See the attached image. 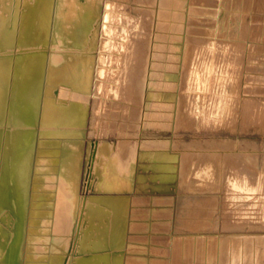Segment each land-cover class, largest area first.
I'll return each instance as SVG.
<instances>
[{
	"label": "rangeland",
	"instance_id": "1",
	"mask_svg": "<svg viewBox=\"0 0 264 264\" xmlns=\"http://www.w3.org/2000/svg\"><path fill=\"white\" fill-rule=\"evenodd\" d=\"M8 1L0 0V8H2V11L0 9L2 20H0V48L3 47L0 49V60L10 57L7 51L13 49L6 48L5 43L1 41L3 31L6 29L4 12H8L6 10ZM25 1L36 13L41 3L47 2L46 6L44 4V9L49 19L54 8L52 6L56 8V2L53 0ZM86 1L80 0L82 7L86 5ZM99 1L102 14L98 19L99 41L95 50L96 67L92 95L89 98V119L84 136L86 140L82 165L83 178L79 196L83 200L104 195L126 196L127 206L131 208L132 214L130 232L132 236L120 235L111 250L84 254L91 255L92 261H98L92 256H104V261L102 260L100 264L103 262L104 264H123L121 260L125 254L124 244L129 239L128 254H143L145 258L147 257V263L151 258H156L166 261V264H221L223 256L227 258L226 255H228V262L223 258V264H228L229 261L232 262L229 264H264V0H93L94 9L88 11L87 16L81 21L88 25V33L83 36L86 37L84 44H89L91 53L93 48L89 38H92L95 30L94 21L97 18ZM84 13L85 8H82L79 14L82 16ZM137 24L139 25L136 27ZM56 29L50 30L48 27L44 35L32 34L29 44L23 45L27 51L25 54H28L26 57L32 59L40 54V49H46L49 45L52 47L58 45L55 41L59 31ZM139 30L142 32H140L141 36H138ZM225 32H230L229 36ZM50 33H52L51 36ZM224 35L226 37H223ZM131 37L132 40H130ZM138 39L139 41L136 42ZM141 40H143L142 43ZM59 44L62 47V44ZM131 46L132 48H129ZM53 48L55 49V46ZM186 50H188V63L187 60L185 62L182 59ZM32 51L36 53L32 54ZM101 59L99 78L97 74H99L98 66ZM130 63L133 64V67H130L134 75L129 72ZM147 68L150 70L148 71ZM144 71L145 76L148 77L143 75ZM1 74L0 69V264L18 262L20 264L22 239L25 236L27 222L32 219L34 223L38 220L42 222L43 218L46 219L43 225L42 223L39 225L38 222L34 225L35 229L41 226L39 227L40 236L38 235L40 240L35 239L36 245H40L39 241L42 239L50 242L49 238L57 247H65L62 238L64 242L70 239V235L73 239L75 217L72 209L75 202L74 199L71 200L72 193L68 191L69 183L63 181V177L66 178V176L61 175L60 170L54 178L55 171H52L53 174L50 173L49 168L52 167L48 165L53 166L55 160L49 157V154L42 163L39 161V168L43 170L36 173V177L33 175L36 158L31 150L34 143V137L32 138L31 134H34L37 127L35 118L37 98L36 74L31 63L26 69L22 68L21 73L19 72L20 79L11 91L12 94L10 93L8 107L4 109H2L3 78ZM143 77L146 81L149 80L148 94L145 91L144 98L142 95L140 99V96L137 97L136 94L133 95L134 97L123 94V88H129L131 79L134 78L133 86H135ZM184 77L191 98L199 108L202 96L205 94L209 102H215L220 95L225 96L230 93V102L226 105L227 107L211 105L204 117H201L200 113H196L191 119L185 116L181 108ZM192 77L193 81H191ZM205 88L210 93L206 92ZM232 91L234 94L231 93ZM142 100L147 105H144ZM93 114L95 117L92 121ZM27 128L31 130L29 134L31 139L23 136V133L28 131ZM124 139L128 142L124 143ZM46 160L49 163L46 164ZM47 167L49 172L46 170ZM44 174H49L51 179H48L49 175L42 176ZM252 178H255L254 181ZM232 180L235 181L234 185ZM243 181L248 187L251 186L249 187L251 191L243 188ZM52 182L56 189L52 188ZM116 184L119 188L120 186L124 188L117 191L101 190L104 187L117 188ZM235 184H238V188ZM59 185L65 189L68 186L67 192L58 187ZM34 190L37 192L40 190L39 192L46 196L44 203L42 202L46 206L42 205L44 208L39 206L44 213L41 215L38 211L40 213L37 215L38 218H35V212L32 213V208L29 206L35 205L32 203ZM240 190L245 191L241 193ZM62 191L68 194H63ZM66 196L68 198L71 196V199H66ZM69 203L73 204V207ZM65 206L67 208L71 206L68 208V210L72 208L69 214ZM8 209L11 212H8ZM63 210L65 211L62 213ZM2 213L7 215V219ZM82 214L84 215L83 210ZM53 216L58 219V222ZM83 219L84 217L81 220L83 228L79 234L92 231L89 229V222H86L87 218ZM2 222L4 225L7 222V227L1 225ZM69 222L74 223L72 228ZM49 229L52 230L49 231ZM39 230H36L37 233ZM34 235L36 238L37 234L34 233ZM11 236L14 237L11 238ZM243 236L245 240L249 237L251 241L248 239L246 242ZM193 239H199L201 243L190 248ZM54 244L52 243V246ZM135 244L142 245L144 248L142 246L141 249H139L140 246L135 248ZM44 245L46 244L44 243L41 247L44 251L48 252L52 248L51 244L47 243L45 250ZM56 245L53 246V250L57 248ZM76 245L73 246L77 252L76 247L79 245ZM238 247L242 249L238 250ZM248 247L250 252L247 256L245 254L247 250L249 251ZM5 248L7 253L4 252ZM233 248L235 249L232 252ZM248 257L249 261L246 259ZM245 259L249 263L245 262Z\"/></svg>",
	"mask_w": 264,
	"mask_h": 264
},
{
	"label": "bare ground",
	"instance_id": "2",
	"mask_svg": "<svg viewBox=\"0 0 264 264\" xmlns=\"http://www.w3.org/2000/svg\"><path fill=\"white\" fill-rule=\"evenodd\" d=\"M35 1V0H33ZM40 1V0H39ZM56 2V8L55 6H52L55 8H53L52 10V14L51 17L49 19L48 14H46L44 7L46 6L47 2H42L39 5L38 8V13L34 12L33 7L30 6L29 3H27L24 0H9L8 1V6L6 8V10H8V12H4L5 15V30L3 31V36L1 38V41H3L4 46L7 47H11L13 48L12 51H7L10 54V57H8L7 59L4 60H0V67L2 65L1 69V77L3 78V104H2V109L8 107V101L10 98V93L11 91L15 88V86L17 85V80L20 79V75L19 72L21 73L22 68L26 69L30 63L31 66L33 67V71L36 74V98H37V107L36 108V122H37V127L36 129L32 126V128H34V134H31L32 138L34 137V143L32 144V148L31 150L34 153V157L36 158V165L34 167V176L36 177V173H40V170L42 168H39V161L40 163H42L44 161V159H47V154H49V157H53L54 164L53 166H49L48 167H52L49 168L51 169L50 173L53 174V172L55 171V176L53 175V178L57 176L56 173H58V171H61V175L66 176L63 177V181L66 183H69V190L72 194V199L71 196L68 198V196H66V199L68 198L73 200L74 199V209H72V211H74V217H75V222L73 224L75 225L74 227V237L72 235L71 239V235H70V241L68 240L67 242L63 241L62 238V242L65 243V247H57L56 244H54V242H52L54 245H56L57 248H55V250H53V246L51 243V240L48 241L50 242H45L44 239H42L41 241H39L40 245H36L37 240L35 239H39V226L38 228L35 229V224L39 221H36L34 223L33 219L32 221L30 220V222H27V229L25 232V236L24 239H22V244L20 247V253H21V257L20 258V264H100V262L103 260L104 261V256L103 257H95L92 256V258H96L98 261H92L91 260V255H86L84 253H88V252H97V251H103L106 249H110L115 245V240L118 239V237L120 235H130L131 232V208H129L127 206L128 203V198L124 195H118V196H100V197H91L90 199H84L82 197L79 196V190H80V186H81V181L83 178V158H84V141L86 140V138L84 137L86 135V126L88 123V119H89V107H90V96L91 91H92V82H93V78L95 76V67H96V48L98 46V41H99V23H98V19L101 17L102 14V9H101V5H100V1L98 2V9H97V14H96V19L94 21V28L95 30L93 31V35L92 38L90 37V45L91 48H93L92 53L89 51V44L86 45L84 44V41H86V37H84L88 30V25L81 23V21L83 20V18L85 16H87L88 11L94 9V5H93V0H87L86 1V5L82 7V4H80V0H53ZM32 3V2H30ZM34 3V2H33ZM54 3V2H53ZM45 4V6H44ZM51 4V3H50ZM55 4V3H54ZM179 4V3H178ZM38 7V5H36ZM49 6V5H48ZM47 6V7H48ZM50 7V6H49ZM96 7V8H97ZM179 7V6H178ZM82 8H85V13L81 16L79 13L81 11ZM197 8V7H196ZM2 11V8H0ZM37 9V8H36ZM177 9V7H176ZM168 10V9H167ZM151 11V10H150ZM158 11V10H157ZM171 11V10H170ZM51 12V11H50ZM95 12V11H94ZM156 12V11H155ZM179 13V12H178ZM50 15V13H49ZM91 15V13H90ZM173 15V14H172ZM93 16V15H92ZM180 16V15H179ZM89 18V17H88ZM87 18V19H88ZM95 18V17H94ZM1 20V18H0ZM85 20V19H84ZM90 20V19H89ZM2 21V20H1ZM0 21V22H1ZM154 21V19H153ZM143 22V21H142ZM81 23V24H80ZM139 23V22H138ZM176 23V22H175ZM90 24V23H89ZM96 24V25H95ZM2 25V24H1ZM56 27H55V26ZM139 24L136 25V27ZM179 25V24H178ZM177 26V25H176ZM175 26V27H176ZM183 26V25H182ZM206 26V25H205ZM50 28V30H52L53 28H57L56 30L59 31V33L56 35L57 36V41H55L56 43H58V45H53V47L55 46V49L52 47V45H49L48 48H43L40 49L39 52L40 54H38L37 57L34 56V58H27L28 54H25L27 51L24 49L23 45H27L30 42L31 36L32 34L38 33V36H40L41 34L44 35V33L47 31V28ZM157 27V26H156ZM91 28V27H90ZM93 28V29H94ZM135 28V27H134ZM133 28V29H134ZM91 29V30H93ZM137 29V28H136ZM156 29V28H155ZM158 29V28H157ZM175 29V28H174ZM195 29V28H194ZM204 29V28H203ZM230 29V28H229ZM170 30V29H169ZM172 30V29H171ZM199 30V29H198ZM54 31V30H53ZM135 31V29H134ZM231 31V30H229ZM124 32V31H123ZM141 32V30H139V33ZM173 32V31H172ZM198 32V31H197ZM224 32V31H223ZM136 34V32H134ZM141 36V33L139 34ZM147 33V32H146ZM211 33V31H210ZM230 33V32H228ZM227 32H225V34L228 35ZM52 33H50L51 36ZM132 33V35H135ZM179 34V33H178ZM181 34V33H180ZM179 34V35H180ZM222 34V33H221ZM248 34V33H247ZM42 35V36H43ZM84 35V36H83ZM87 35V34H86ZM147 35V34H146ZM184 35V34H182ZM90 35H88L89 37ZM137 36V37H138ZM229 36V35H228ZM227 36V37H228ZM233 36V35H232ZM231 36V37H232ZM250 36V35H249ZM54 37V36H53ZM136 37V35H135ZM223 37H226V35H224ZM222 37V39H223ZM238 37V36H237ZM202 38V37H201ZM236 39V37H234ZM42 39V37H41ZM52 39V38H51ZM134 36H133V41H134ZM140 39V38H139ZM136 40L137 41H139ZM209 39V38H208ZM228 39V38H227ZM126 40V39H125ZM130 40H132V37L130 38ZM207 40V39H206ZM226 40V39H224ZM231 40V39H230ZM233 40V39H232ZM88 41V39H87ZM143 40H141L142 43ZM199 41V40H198ZM210 41V40H209ZM229 41V40H228ZM54 42V43H55ZM129 42V40H128ZM147 42V41H146ZM62 44L61 45L59 44ZM86 43V42H85ZM88 43V42H87ZM127 43V42H126ZM139 43V42H138ZM232 43V42H231ZM2 44V43H1ZM111 44V43H110ZM149 44H151V42L149 41ZM200 44V43H199ZM41 45V44H40ZM39 45V46H40ZM43 46V45H42ZM45 46V45H44ZM43 46V47H44ZM128 46V45H127ZM133 46V45H132ZM129 47V48H132ZM151 46V45H150ZM207 46V45H206ZM237 46V45H236ZM103 47V46H102ZM137 47V46H136ZM201 47V46H200ZM203 47V45H202ZM205 47V46H204ZM216 47V46H215ZM229 47V46H228ZM1 48H3L1 46ZM0 48V49H1ZM41 48V46L39 47ZM153 48V47H152ZM177 48V47H176ZM188 48V47H187ZM199 48V47H198ZM118 49V48H117ZM120 49V48H119ZM175 49V48H174ZM173 49V50H174ZM178 49V48H177ZM181 49V48H180ZM197 49V48H196ZM223 49V48H222ZM225 49V48H224ZM229 48H227L228 50ZM35 50V49H34ZM92 50V49H91ZM132 50V49H131ZM143 50V48H142ZM200 50V49H199ZM31 51V50H30ZM119 51V50H118ZM136 52V50H133ZM36 53V51H32ZM38 52V51H37ZM132 52V51H131ZM130 52V53H131ZM134 52V54H135ZM183 52V51H182ZM210 52V51H209ZM216 52V51H215ZM129 53V52H128ZM129 53V54H130ZM180 53V52H179ZM193 53V52H192ZM25 54V55H24ZM181 54V53H180ZM191 54V53H190ZM2 55V54H1ZM27 55V57H26ZM115 55V54H114ZM118 55V54H117ZM123 55V54H122ZM136 55V54H135ZM139 55V54H138ZM184 61L186 62V60L188 59V50L184 51ZM205 55V54H204ZM214 55V54H213ZM128 56V55H127ZM131 56V55H130ZM149 56V55H148ZM211 56V55H210ZM216 56V55H215ZM132 57H134L132 55ZM180 57V56H179ZM182 57V55H181ZM180 57V59H181ZM137 59V57H135ZM150 58V57H149ZM31 59V60H30ZM133 59V58H132ZM132 59H130V61H132ZM147 59V58H146ZM194 59V58H193ZM129 60V59H128ZM143 60V58H142ZM149 60V59H148ZM192 60V59H191ZM125 61V60H124ZM127 61V59H126ZM194 61V60H193ZM206 61H207V56H206ZM205 61V62H206ZM190 62V61H189ZM201 62V61H200ZM142 63V62H141ZM188 63V60H187ZM191 63V62H190ZM118 64V63H117ZM129 64V62H128ZM127 64V65H128ZM130 63L129 65V72H131V67H133V64ZM138 64V62H137ZM153 64V63H152ZM183 64V63H182ZM116 65V64H115ZM140 65V64H139ZM206 65V64H205ZM25 66V67H24ZM131 66V67H130ZM186 66V65H185ZM190 66V65H189ZM101 67H102V59L100 62V66H98L99 68V74H97L100 78L101 75ZM114 67V66H113ZM139 67V66H138ZM142 67V66H140ZM194 67V66H193ZM127 68V66L125 67ZM135 68V66H134ZM187 68V67H186ZM185 68V69H186ZM190 68V67H189ZM31 69V67H30ZM133 69V68H132ZM145 69V68H144ZM191 69V68H190ZM189 69V70H190ZM136 70V69H135ZM139 70V69H138ZM148 70V68H147ZM150 70V69H149ZM148 70V71H149ZM31 71V70H30ZM133 71V70H132ZM140 71V70H139ZM186 71H188V68L186 69ZM191 71V70H190ZM200 71V70H199ZM210 71V70H209ZM23 72V71H22ZM118 72V71H117ZM128 72V71H127ZM128 72V73H129ZM136 72V71H135ZM185 72V71H184ZM132 73V72H131ZM137 73V72H136ZM199 73V72H198ZM230 73V72H229ZM130 74V73H129ZM133 74V73H132ZM140 74V72H139ZM152 74V73H151ZM183 74V73H182ZM131 75V74H130ZM134 75V74H133ZM143 75L145 76V71L143 73ZM186 75V72H185ZM189 75V74H188ZM192 75V73H191ZM235 75V74H234ZM140 76V75H139ZM147 76V75H146ZM145 76V77H146ZM202 76V75H201ZM22 77V76H21ZM133 77V76H131ZM143 77L142 79H140V83L136 84L135 86H133V82H134V78L130 80V86L129 88H123V94L130 96V95H134L136 94L137 97H139L140 95H142V97L144 96V92L146 91V93L149 90V85L147 83H149L146 78ZM148 77V76H147ZM197 78V76H195ZM194 77V78H195ZM5 78V80H4ZM129 78V77H128ZM138 78V76H137ZM203 78V77H202ZM189 79V78H187ZM126 80V79H125ZM183 80V86H182V96H183V103L181 108L184 111V115L187 117H191L194 116L196 113H200L201 117L206 116L207 112L209 111L210 106L212 105L215 107H225L229 102V94L227 95H218L219 97L217 98L218 100L215 102L214 101H208L206 97L203 95L202 96V103H201V107L199 108L197 106V104L195 103V101L192 100L191 95H190V91L188 90L186 84V78L184 77ZM137 81V80H135ZM190 81V80H189ZM191 81H193V77L191 79ZM195 81V80H194ZM28 82V81H27ZM197 82V81H196ZM195 82V83H196ZM136 83V82H135ZM206 83V82H205ZM152 84V83H151ZM150 84V85H151ZM198 85V82L196 83ZM208 84V83H207ZM218 84V83H217ZM195 85V84H193ZM22 86V84H21ZM207 86V85H206ZM220 86V85H219ZM30 87V86H29ZM152 87V86H150ZM189 87L191 88V85H189ZM202 87V86H201ZM209 87V86H207ZM194 88V87H193ZM196 88V87H195ZM202 89V88H201ZM204 89V88H203ZM206 89V88H205ZM216 90V89H215ZM117 91V89H116ZM220 91V90H218ZM122 92V91H121ZM206 92L207 89H206ZM210 93V92H208ZM215 93V92H214ZM233 93V91L231 92ZM12 94V93H11ZM122 94V95H123ZM148 94V93H147ZM201 94V93H200ZM234 94V93H233ZM193 95V94H192ZM135 96V97H136ZM146 96V95H145ZM148 96V95H147ZM146 96V97H147ZM217 96V95H216ZM134 97V96H133ZM140 96V99L142 98ZM149 97V96H148ZM151 97V96H150ZM194 97V96H192ZM195 97H197L195 95ZM201 97V95H200ZM214 97V96H213ZM233 97V95H232ZM144 98V97H143ZM172 98V97H171ZM16 99V98H15ZM134 99V98H133ZM149 99V98H148ZM214 99V98H213ZM147 100V99H146ZM11 101V100H10ZM15 101V100H14ZM131 101V100H130ZM145 101V100H144ZM208 101V102H207ZM24 103V102H23ZM142 103L143 100H142ZM129 104V103H128ZM146 103H144L145 105ZM130 105V104H129ZM147 105V104H146ZM144 107V106H143ZM211 107V108H212ZM227 107V106H226ZM146 108V107H145ZM148 108V107H147ZM211 110V109H210ZM30 111V110H28ZM127 111V110H126ZM147 112V111H146ZM212 112V110L210 111ZM218 112V111H217ZM32 113V112H31ZM137 114V113H136ZM214 114V113H213ZM9 114H7L8 116ZM33 115V114H32ZM211 116V114H210ZM25 117V116H24ZM95 117V114H93V118L92 121ZM28 118V117H27ZM213 118V117H212ZM31 119V118H29ZM193 119V118H192ZM5 122V121H4ZM29 122V121H28ZM34 122V121H33ZM35 123V122H34ZM8 124V121H7ZM14 127V126H13ZM12 128V126H11ZM31 128V127H30ZM31 128V129H32ZM1 129V128H0ZM4 129V128H3ZM17 129V128H15ZM6 130V129H5ZM10 130V129H9ZM20 130V129H18ZM25 130V129H24ZM27 130L29 131H25L23 133V136L25 137H29V134L31 133L30 129L27 128ZM3 131V130H2ZM1 131V132H2ZM5 132V131H4ZM3 132V133H4ZM16 132V131H15ZM18 132V131H17ZM16 132V133H17ZM14 133V132H13ZM123 134V133H122ZM127 134V133H126ZM129 135V134H127ZM126 135V137H127ZM3 136V135H2ZM7 136V135H6ZM4 136V137H6ZM9 136V135H8ZM125 137V138H126ZM136 137V136H135ZM13 138V137H12ZM30 138V137H29ZM10 139V138H9ZM31 139V138H30ZM4 140V139H3ZM2 140V142H3ZM126 142V139H124ZM144 140V139H143ZM7 141V140H6ZM10 141V140H9ZM13 141V140H12ZM27 141V139L25 140V142ZM31 141V140H30ZM131 142V140H129ZM9 143V142H8ZM29 144V142H27ZM6 144V142L4 143V145ZM10 144V143H9ZM31 144V143H30ZM29 144V145H30ZM92 144V143H91ZM130 144V143H129ZM27 146V145H26ZM3 147V145H2ZM28 147V146H27ZM11 148V146L9 147ZM13 148V146H12ZM29 149V148H28ZM2 150V148H1ZM91 150V149H90ZM4 152V151H3ZM129 152V151H128ZM2 155V153H1ZM22 155V154H21ZM26 155V154H25ZM121 155V154H120ZM112 156V155H111ZM118 156V155H117ZM1 157V156H0ZM113 157V156H112ZM127 157V156H126ZM7 158V157H6ZM13 158V157H12ZM11 158V159H12ZM91 158V157H90ZM3 159V158H2ZM22 159V158H21ZM13 160V159H12ZM49 161L51 159H48ZM4 161V159H3ZM11 161V160H10ZM49 161L46 160V164L49 163ZM52 161V162H53ZM88 161H90L88 159ZM108 162V161H107ZM2 163V162H1ZM131 163V162H130ZM45 164V165H46ZM51 164V162H50ZM33 165V164H32ZM91 165V164H90ZM107 165V164H106ZM240 165V164H239ZM108 166V165H107ZM229 166V165H228ZM41 167V166H40ZM48 172H49V169ZM1 168V167H0ZM21 168V167H20ZM45 169V167H43ZM22 169V168H21ZM43 170V169H42ZM41 170V171H42ZM45 170V171H46ZM238 170V169H237ZM53 171V172H52ZM59 171V172H60ZM245 170L243 169V172ZM227 172V170H226ZM248 172V170H247ZM24 173V172H21ZM63 173V174H62ZM87 173V172H86ZM1 174V173H0ZM31 174V173H30ZM51 174V175H52ZM244 174V173H243ZM246 174V173H245ZM47 175V174H46ZM45 174L42 176H46ZM49 175V174H48ZM47 175V176H48ZM60 175V174H58ZM88 175V173H87ZM86 175V176H87ZM115 175V174H114ZM40 176V175H38ZM41 176V177H42ZM2 177V176H1ZM34 177V178H35ZM50 177V175H49ZM48 179L50 180L51 177ZM22 178V177H21ZM33 178V179H34ZM39 179V177H37ZM52 178V180H53ZM89 178V177H88ZM248 178V177H247ZM256 178V176H255ZM254 178V179H255ZM59 179V178H58ZM57 179V180H58ZM123 179V178H122ZM244 179V178H243ZM253 179V178H252ZM253 179V181H254ZM13 180V179H12ZM31 180V179H30ZM47 180V178H46ZM48 180V181H49ZM51 180V181H52ZM56 180V179H55ZM61 180V178L59 179ZM34 181V180H32ZM47 181V182H48ZM63 181H60L62 183H64ZM85 181V180H84ZM250 181H252L250 179ZM257 181V180H256ZM22 182V181H21ZM35 182V181H34ZM39 181H37L38 183ZM45 182V181H44ZM46 182V183H47ZM54 184L55 181L53 180ZM52 182V188L54 187ZM36 183V184H37ZM41 183V182H40ZM43 183V180H42ZM57 183V182H56ZM121 183V182H120ZM235 181L232 180V185H234ZM39 184V183H38ZM37 184V185H38ZM48 184V183H47ZM46 184V185H47ZM50 184V182H49ZM60 184V183H59ZM126 184V183H125ZM253 184V183H252ZM256 184V183H255ZM33 185V184H32ZM44 185V183H43ZM42 185V187H44ZM61 185V184H60ZM58 186L60 188H62L61 186ZM121 185V184H120ZM236 186L238 184H235ZM243 188L250 190L251 191V186L248 187L247 183L245 184L244 181L242 182ZM254 185V184H253ZM40 186V184H39ZM50 186V185H48ZM57 186V185H55ZM115 186V184H114ZM113 186V188H102L101 190L104 189L105 190H121L122 186H120V188L117 186V188H115ZM124 186V185H123ZM38 187V186H36ZM51 187V186H50ZM49 187V188H50ZM66 187V185L64 186ZM255 187V186H253ZM25 188V187H24ZM35 188V186H34ZM45 188V187H44ZM48 188V187H47ZM55 188V187H54ZM68 188V186H67ZM67 188H62V190H66L67 192ZM127 187H125L126 189ZM129 188V187H128ZM127 188V189H128ZM238 188V186H237ZM240 188V187H239ZM39 189V187H38ZM43 189V188H41ZM40 189V190H41ZM51 189V188H50ZM56 189V188H55ZM130 189V188H129ZM37 190V189H35ZM33 192V201L32 203H34V207L31 205L30 208H32V213H34L35 218H38V211L41 212V207H43L44 205L46 206V204H42V202L44 201V198L46 197L43 194H41V192H37L35 191ZM54 190V189H53ZM52 190V191H53ZM237 190V189H236ZM255 190V189H253ZM48 191V190H47ZM50 191V190H49ZM59 191V190H58ZM61 191V189H60ZM59 191V192H60ZM241 191V190H240ZM245 191V190H243ZM241 191V193L243 192ZM16 192V191H15ZM18 192V191H17ZM51 192V191H50ZM50 192L48 194H50ZM65 191H62V193H66ZM107 192V191H106ZM112 192V191H111ZM253 192V191H252ZM55 193V192H54ZM68 194V193H66ZM65 194V195H66ZM245 194V193H244ZM52 195V193H51ZM56 195V194H55ZM239 195V194H238ZM263 195V193H262ZM22 196V195H21ZM44 196V197H43ZM48 196V195H47ZM64 196V195H62ZM5 197V196H4ZM54 197V196H53ZM57 197V196H56ZM15 198V197H14ZM29 198V197H28ZM65 198V197H64ZM127 198V199H126ZM235 198V197H234ZM22 199V198H21ZM51 199V198H50ZM49 199L47 198V201ZM52 200V199H51ZM57 200V198H56ZM70 200V203H72ZM21 201V200H20ZM67 202V200H65ZM13 202V201H12ZM30 202V201H29ZM65 202V203H66ZM31 203V204H32ZM44 203V202H43ZM69 203V204H70ZM29 204V203H28ZM59 204V202H58ZM57 204V205H58ZM61 204V202H60ZM68 204V202H67ZM41 205V207H39ZM43 205V206H42ZM62 205V204H61ZM73 207V204H70ZM48 206V205H47ZM264 206V205H263ZM13 207H15L13 205ZM23 207V206H22ZM67 208V206H65ZM65 207H62L63 209ZM71 207V206H70ZM68 207V208H70ZM163 207V206H162ZM44 208V207H43ZM65 208V209H66ZM67 208V210H68ZM152 208V207H151ZM38 209V210H36ZM48 209V208H47ZM56 209V207L54 208ZM70 209V210H71ZM137 209V208H136ZM9 210V209H8ZM15 210V208H14ZM53 210V209H52ZM50 210V211H52ZM68 210V214L69 211ZM82 210L84 212V215L82 214ZM6 211V210H5ZM16 211V210H15ZM34 211V212H33ZM37 211V212H36ZM49 211V213H50ZM55 211V210H54ZM65 210L62 211V213ZM137 211V210H136ZM254 211V210H253ZM4 212V211H3ZM8 212H11L10 210ZM5 212V213H8ZM31 212V211H30ZM47 212V211H46ZM2 213V214H5ZM29 213V212H28ZM37 213V214H36ZM44 213V211L41 212ZM59 213V212H58ZM67 213V212H66ZM72 213V212H71ZM70 213L71 217L72 214ZM264 213V212H263ZM11 214V213H10ZM9 214V216H10ZM40 214V213H39ZM247 214V212H246ZM6 215V214H5ZM4 215V216H5ZM55 215V214H54ZM69 215V217H70ZM249 215V214H248ZM13 216V220H14V214ZM11 216V217H12ZM50 216V214L48 215ZM52 216V215H51ZM16 217V215H15ZM33 217V216H32ZM42 217V216H41ZM40 217V218H41ZM46 217V216H45ZM54 217V216H53ZM57 217V216H56ZM65 217V215H64ZM62 217V218H64ZM84 217L87 218L86 222H89V229H91V232H87L84 233L81 232L79 234V232L81 231V229L83 228V225H81V220ZM5 218V217H3ZM30 218V217H29ZM34 218V217H33ZM39 218V219H40ZM55 218V217H54ZM53 218V220H54ZM168 218V217H167ZM6 219H7V215H6ZM17 219V218H16ZM21 219V218H20ZM44 219H41L42 222H38L42 223L41 225H43ZM49 219V218H48ZM51 219V218H50ZM56 219V218H55ZM68 219V217H67ZM83 219V220H84ZM4 220V219H2ZM13 220H12V224H13ZM46 220V219H45ZM58 222V219H56ZM59 220H62L59 218ZM64 220V219H63ZM70 220V218H69ZM67 220V221H69ZM1 221V219H0ZM28 221V218H27ZM65 221V220H64ZM11 222V221H10ZM61 222V221H60ZM85 222V221H84ZM162 222V221H161ZM17 223V222H16ZM55 223V222H54ZM71 228L74 226L71 222H69ZM86 223V225H87ZM166 223V220H165ZM7 224V222L5 223V225ZM9 224V223H8ZM62 224V223H61ZM84 224V223H83ZM3 226L4 223L2 222ZM17 225V224H16ZM37 225V224H36ZM40 225V224H39ZM56 225V224H55ZM54 225V226H55ZM65 225V223H64ZM69 225L67 224V227H69ZM73 225V226H72ZM133 225V224H132ZM11 226V225H10ZM46 226H48L46 224ZM7 227V225L5 226ZM14 227V226H13ZM49 227V226H48ZM65 227V226H64ZM1 228V227H0ZM43 228V227H42ZM50 228V227H49ZM18 229V228H17ZM16 229V230H17ZM39 230V232L37 233L36 230ZM35 230V232H34ZM43 230V229H42ZM52 229H49V231ZM46 231V230H45ZM48 231V232H49ZM60 231V230H59ZM71 231V230H70ZM61 232V231H60ZM69 232V231H68ZM10 233V231H9ZM34 233L37 234L36 238ZM46 233V232H45ZM135 234V233H133ZM42 235V234H41ZM44 235V234H43ZM42 235V236H43ZM61 235V233H60ZM69 235V233H68ZM83 235V237H82ZM110 235V236H109ZM15 236V235H14ZM14 236H11V238H13ZM45 236V235H44ZM49 236V235H48ZM47 236V237H48ZM132 236V234L130 235ZM3 237V236H2ZM248 237V236H246ZM251 237V236H250ZM6 238V237H5ZM44 238V237H42ZM132 238V237H131ZM244 240V236L242 237ZM253 238V236H252ZM17 239V238H16ZM46 239V237H45ZM65 239V238H64ZM68 239V237H67ZM249 239L246 238V242ZM11 240V239H10ZM40 240V239H39ZM53 240V239H52ZM66 240V239H65ZM230 240V239H228ZM243 240V241H244ZM251 241V239H249ZM5 241V240H4ZM236 241V240H234ZM240 241V239H239ZM249 241V242H250ZM42 242V244H41ZM47 245L51 244L50 247L52 246V248H50V250L44 251L42 247V245L44 243ZM58 242V241H57ZM61 242V241H60ZM132 242V240H131ZM130 242V243H131ZM134 242V240H133ZM37 242V244H39ZM62 243V244H63ZM128 243H129V239L126 240V244H124V249H125V254L123 256V260H121V263L123 264H166V261H163L161 259H156V258H151L150 262L147 263V260L145 258V256H143V254L141 255H129L127 248H128ZM201 243L200 240H196L193 239L192 244L190 246L191 247H195L198 246L197 244ZM220 243L222 244V242L220 241ZM228 243V242H227ZM237 243V242H236ZM77 244V245H76ZM230 244V243H229ZM245 244V243H244ZM255 244V243H254ZM10 245V244H8ZM7 245V246H8ZM46 245L45 246V250H46ZM76 245L78 247H76L77 252L75 250V246ZM133 246V244H131ZM136 245V244H135ZM231 245V244H230ZM238 245V243H237ZM235 244V247L237 246ZM243 245V243H242ZM248 245V243H247ZM251 245V244H250ZM253 245V242H252ZM257 245V244H255ZM19 246V245H18ZM49 246V245H48ZM140 246V245H139ZM138 245L135 246L139 247ZM142 246V245H141ZM141 246L139 247V249H141ZM155 246V245H154ZM201 246V245H200ZM223 246V244H222ZM239 246V245H238ZM17 247V246H16ZM73 247V249H72ZM123 247V246H122ZM130 247V245H129ZM134 247V246H133ZM143 247V246H142ZM221 247V245H220ZM219 247V248H220ZM234 247V246H233ZM242 247V246H241ZM253 247V246H252ZM144 248V247H143ZM230 248V247H228ZM243 248V247H242ZM242 248L238 250H241ZM249 248V247H248ZM259 248V247H258ZM7 248H5L6 250ZM129 249V248H128ZM235 248L232 249V252ZM136 250V249H135ZM220 250V249H219ZM10 251V249H9ZM115 251V250H114ZM130 251V250H129ZM243 251V250H242ZM246 251V249H245ZM258 251V250H257ZM256 251V252H257ZM5 253H7L8 251H4ZM141 252V251H140ZM188 252V250L186 251V253ZM238 252V251H237ZM240 252V251H239ZM248 252H250V248L249 251L247 250V255L248 256ZM67 253V257H65V254ZM107 253V252H106ZM105 253V254H106ZM110 253V252H109ZM235 253V251H234ZM241 253V252H240ZM252 253V251H251ZM91 254V253H90ZM95 254V253H94ZM108 254V253H107ZM117 254V252H116ZM223 254V253H222ZM221 254V255H222ZM225 254V253H224ZM227 254V252H226ZM225 254V255H226ZM238 254V253H237ZM250 254V253H249ZM5 255V254H4ZM97 255V253H96ZM103 255V254H102ZM232 255V254H231ZM241 255V254H240ZM78 256V257H77ZM111 256V255H110ZM113 256V255H112ZM150 256V255H149ZM228 258V255H226ZM235 256V255H234ZM239 256V255H238ZM243 256V255H242ZM2 257V256H1ZM77 257V258H76ZM230 257V256H229ZM12 258V256H11ZM222 256L219 257V259L221 260ZM223 258L227 259L226 257L223 256ZM222 258V260L220 261V263L223 261L224 259ZM245 258V257H244ZM100 259V260H99ZM112 258H110L111 260ZM249 261V257L246 258ZM245 262H248L246 261ZM260 259V258H259ZM3 260V259H2ZM11 260V259H10ZM19 260V259H18ZM109 260V259H108ZM230 260V259H229ZM260 261V260H259ZM13 262V261H12ZM223 262L221 264H223ZM228 262V259H227ZM231 261H229L230 263ZM5 263V262H4ZM11 263V261H10ZM15 263V261H14ZM108 263V261H107ZM110 263V262H109ZM218 263V262H217ZM228 263V264H229ZM232 263V262H231ZM249 263V262H248ZM15 264H19L15 263ZM104 264V262H103Z\"/></svg>",
	"mask_w": 264,
	"mask_h": 264
}]
</instances>
